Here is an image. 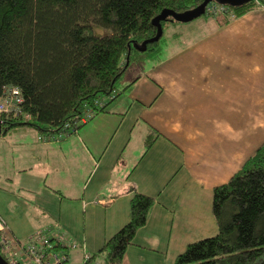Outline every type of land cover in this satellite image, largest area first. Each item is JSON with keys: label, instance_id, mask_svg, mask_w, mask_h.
I'll return each mask as SVG.
<instances>
[{"label": "crops", "instance_id": "1", "mask_svg": "<svg viewBox=\"0 0 264 264\" xmlns=\"http://www.w3.org/2000/svg\"><path fill=\"white\" fill-rule=\"evenodd\" d=\"M168 47L131 66L130 89L75 133L0 134V214L12 238L25 244L49 228L85 246L64 264H86L84 250L98 253L128 223L134 190L156 202L120 264H175L219 232L214 188L264 143V8L192 39L173 34Z\"/></svg>", "mask_w": 264, "mask_h": 264}, {"label": "trees", "instance_id": "2", "mask_svg": "<svg viewBox=\"0 0 264 264\" xmlns=\"http://www.w3.org/2000/svg\"><path fill=\"white\" fill-rule=\"evenodd\" d=\"M203 2L0 0V100L7 86L19 87L23 95L22 113H0L2 135L20 126L34 128L43 140L75 133L88 111L87 120L130 89L134 82L122 86V81L131 66L161 58L164 34L138 49L157 34L154 18L165 9L182 13ZM225 7L226 12L205 15L227 25L264 8V0ZM172 22L178 21H162L163 30ZM154 141V134L145 139L146 150ZM155 202L134 190L128 223L86 264L122 263ZM212 207L219 232L189 244L175 264H264V143L228 182L214 188Z\"/></svg>", "mask_w": 264, "mask_h": 264}, {"label": "built area", "instance_id": "3", "mask_svg": "<svg viewBox=\"0 0 264 264\" xmlns=\"http://www.w3.org/2000/svg\"><path fill=\"white\" fill-rule=\"evenodd\" d=\"M226 10L227 7L225 5L218 4H208L206 8V12L210 15H216L223 11L226 12ZM4 93L3 98L0 100V113L9 112L18 116L22 113L21 104L23 102L20 88L7 86ZM30 117L31 115H26L27 119H30ZM89 117H91L90 111L86 113L82 121L86 122ZM51 232L49 228L39 229L28 237L25 244H22L9 234L7 221L0 214L1 253L10 264H64L70 260V250L80 247L85 248L82 243L79 244L71 239H67L60 233ZM58 245H61L63 248H57ZM83 258L86 263L91 258V254L87 250H84Z\"/></svg>", "mask_w": 264, "mask_h": 264}, {"label": "water", "instance_id": "4", "mask_svg": "<svg viewBox=\"0 0 264 264\" xmlns=\"http://www.w3.org/2000/svg\"><path fill=\"white\" fill-rule=\"evenodd\" d=\"M249 1L250 0H204L203 3H201L194 9L183 11L182 13L177 12L173 9L171 10L165 9L160 13V15L155 17L153 20V24L156 26L158 30L157 34L154 37H152L150 40L144 41L143 47L139 46L138 49L146 50L148 44H150L151 42H158L161 39L162 35L164 34L162 21L167 20L168 17H173V19L181 23L192 22L195 19L200 18L203 15H205L207 5L210 3L218 2L221 5L238 6V5L247 3ZM2 132H3V122L0 118V134H2ZM0 264H10L2 255L1 250H0Z\"/></svg>", "mask_w": 264, "mask_h": 264}, {"label": "rangeland", "instance_id": "5", "mask_svg": "<svg viewBox=\"0 0 264 264\" xmlns=\"http://www.w3.org/2000/svg\"><path fill=\"white\" fill-rule=\"evenodd\" d=\"M220 13H222V12H220ZM205 19L208 20V23L205 22V21H207ZM213 23H214V19H213V17H211L209 15H205V16L203 15L202 17L197 18L192 22H186V23L185 22H183V23L172 22L171 24L167 25L164 28L165 32H164V36L162 37V40H161V46L166 52L169 49V47H168L169 40H171V37L173 34H177L180 41H184V39H192L199 34L205 33L208 29L211 28V26H213ZM134 68L135 67L129 68L128 72H126V74L124 75V79H125L124 81L130 82V80L135 77L134 75H136V69H134ZM131 69L134 71H132ZM105 99H108V97H105ZM110 102L108 103V105L110 104ZM108 105H107V107H108ZM62 135L64 136L65 134H62ZM8 164L9 163H7V165ZM2 167L3 166L0 165V171H4V170H2L3 169ZM10 167H13V165L10 164ZM3 181L4 180H2L1 182L3 183ZM9 234H10V232H9ZM99 262H101V261L99 260Z\"/></svg>", "mask_w": 264, "mask_h": 264}]
</instances>
